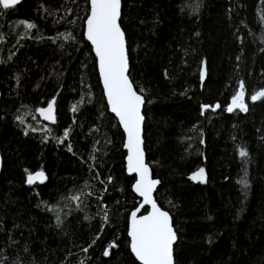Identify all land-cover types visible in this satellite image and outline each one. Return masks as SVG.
<instances>
[{
  "label": "trees",
  "instance_id": "trees-1",
  "mask_svg": "<svg viewBox=\"0 0 264 264\" xmlns=\"http://www.w3.org/2000/svg\"><path fill=\"white\" fill-rule=\"evenodd\" d=\"M121 1L175 264H264V98L251 99L264 90V0ZM87 13L88 0L0 6V264H140L127 237L139 198ZM241 82L247 111L228 112ZM51 99L54 122L38 115ZM38 170L45 179L27 184Z\"/></svg>",
  "mask_w": 264,
  "mask_h": 264
},
{
  "label": "snow or ice",
  "instance_id": "snow-or-ice-1",
  "mask_svg": "<svg viewBox=\"0 0 264 264\" xmlns=\"http://www.w3.org/2000/svg\"><path fill=\"white\" fill-rule=\"evenodd\" d=\"M18 3L20 0H0V6L4 9L13 8ZM120 15L121 0H91V13L86 23L87 39L94 45L95 53L99 58V68L111 110L119 117L127 133L128 171L139 174L135 191L144 198L145 204H151L152 209L149 214L140 217L136 212L132 213L129 232L131 249L141 264H173L172 245L176 240V233L173 230L169 213L161 210L152 198L153 190L159 181L151 179L149 168L144 162L141 148V123L144 119L141 106L144 99L142 95L134 91L127 75L128 58L125 35L119 24ZM27 27L31 28L34 25L28 24ZM201 78L203 79V73ZM239 88L240 90L233 96L231 105L227 108L228 112L236 108L247 111L243 82L240 83ZM260 98H264V90L251 97L253 101ZM53 103H49L47 109H39V111L45 119L54 122ZM202 107L207 109L210 106L203 105ZM215 107L218 108L220 105L217 104ZM64 135L67 136L68 133L65 132ZM246 155L247 153L241 150L240 156L245 157ZM44 178L42 171L35 175L30 174L28 183L32 184L37 179L43 181ZM191 178L203 181L205 179L204 169L201 168ZM241 182L247 186L245 180ZM114 246L113 244L110 247ZM87 250L84 249L85 252ZM104 255H109V251L106 250Z\"/></svg>",
  "mask_w": 264,
  "mask_h": 264
},
{
  "label": "water",
  "instance_id": "water-1",
  "mask_svg": "<svg viewBox=\"0 0 264 264\" xmlns=\"http://www.w3.org/2000/svg\"><path fill=\"white\" fill-rule=\"evenodd\" d=\"M21 1H22V0H20V2H21ZM121 7H122V1H121ZM90 13H91V0H88V13H87V15H86V17H85V19H84L83 36H84V38L86 39V41L89 43V45L91 46L92 52H93V54H94V56H95V59H96L97 72H98V75H99V80H100V84H101V87H102V90H103V94H104V97H105V101H106V104H107V107H108V111H109L112 115H114V117L117 119V122H118V124H119V126H120V128H121V130H122V132H123V136H124V137H123L122 149H123V151H124V153H125V155H124V168H125V172H126V174H128V175H130V176H134V181H133V183H132V185H131V189H132V192H133V193L139 198V202H138V204L136 205V207H135L134 209H132V210L129 212V215H128V222H127V224H128V226H127L128 247H129V250H130V252L132 253L133 257L137 260L138 263L141 264V262L136 258L135 254L132 252V249H131V237H130V235H129L130 228H131V215H132L133 212H136L138 217L149 214V213L151 212V210H152V209H151V204H145V203H144V198H143L142 196H140V194L137 193V192L135 191V184H136L137 180L139 179V174H138V173H135V172H129V171H128V160H127V157H128V155H129V151H128L127 147H126V144H127V133H126V131H125L123 125L121 124L119 117L116 115V113H114V112L111 110V106H110L109 101H108V98H107V94H106V90H105V87H104L103 78H102V75H101V72H100V68H99V58L97 57V55H96V53H95L94 45L91 43V41H89V40L87 39V23H86V21H87L88 17L90 16ZM120 16H121V15H120ZM119 24H120V20H119ZM120 27H121V25H120ZM121 30L123 31L122 27H121ZM123 32H124V31H123ZM124 35H125V33H124ZM125 47H126V54H127V58H128V72H127L128 78H129L130 82H131L132 85H133V89H134V91H136L138 95H142L141 93H139V92L136 90V88H135L133 82L131 81V79H130V77H129V68H130V66H129V57H128V49H127L126 36H125ZM202 73H203V79H204V77H205V65H202V68H201V74H202ZM201 79H202V78H201ZM142 96H143V95H142ZM143 99H144V96H143ZM53 102H54V99H51V100H50L45 106L41 107L40 109H47L49 103H53ZM144 104H145V99H144V103H143V105L141 106V114H142L143 117H144V114H143ZM53 113H54V116H55V105H54V103H53ZM38 115H39V117H40L41 119H43V120H45V121H52V120H47V119H45L44 116L41 115V113H40L39 110H38ZM144 120H145V117H144V119H143V121H142V123H141V140H142L141 148H142V151H143V154H144V162H145V164H146V165L148 166V168H149V172H150V177H151V179H153V180H158V181H159V179L153 177L151 167H150V165H149L148 162H147V155H146V151H145V148H144V139H143V126H144ZM1 165H2V157H1V152H0V172H1ZM37 172H41V170L35 171V172H33V173H30V174L35 175ZM42 172H43V171H42ZM43 173H44V172H43ZM30 174H29V175H30ZM29 175H28V176H29ZM28 176L26 177V183H27V184H29V183H28ZM44 176H45V174H44ZM44 179H45V178H44ZM44 179H43V180H44ZM39 182H42V181L39 180V179H37L34 183H39ZM32 184H33V183H32ZM159 184H160V181H159V183L156 185V187H155V189L153 190V193H152V198H153L155 201H156V199H155L154 194H155V191H156L157 187L159 186ZM156 203H157V206H158L161 210L168 212L167 210H165L164 208H162V207L158 204L157 201H156ZM145 207L147 208V211L144 212V213H141V211H142ZM168 213H169V212H168ZM169 216H170V218H171L170 213H169ZM171 224H172V218H171ZM172 227H173L174 232L176 233L173 224H172ZM176 241H177V234H176V240L174 241V243H173V245H172V258H173V264H175V261H174V244L176 243Z\"/></svg>",
  "mask_w": 264,
  "mask_h": 264
},
{
  "label": "rangeland",
  "instance_id": "rangeland-1",
  "mask_svg": "<svg viewBox=\"0 0 264 264\" xmlns=\"http://www.w3.org/2000/svg\"><path fill=\"white\" fill-rule=\"evenodd\" d=\"M199 170H197V171H195V172H193L191 175H190V177H192L193 176V174L194 173H196V172H198ZM204 176H205V172H204ZM192 179V178H191Z\"/></svg>",
  "mask_w": 264,
  "mask_h": 264
},
{
  "label": "bare ground",
  "instance_id": "bare-ground-1",
  "mask_svg": "<svg viewBox=\"0 0 264 264\" xmlns=\"http://www.w3.org/2000/svg\"><path fill=\"white\" fill-rule=\"evenodd\" d=\"M134 177V176H133Z\"/></svg>",
  "mask_w": 264,
  "mask_h": 264
}]
</instances>
